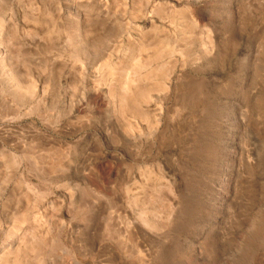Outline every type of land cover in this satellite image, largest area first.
I'll return each instance as SVG.
<instances>
[{
  "label": "rangeland",
  "instance_id": "374dc122",
  "mask_svg": "<svg viewBox=\"0 0 264 264\" xmlns=\"http://www.w3.org/2000/svg\"><path fill=\"white\" fill-rule=\"evenodd\" d=\"M0 264H264V0H0Z\"/></svg>",
  "mask_w": 264,
  "mask_h": 264
},
{
  "label": "bare ground",
  "instance_id": "6f19581e",
  "mask_svg": "<svg viewBox=\"0 0 264 264\" xmlns=\"http://www.w3.org/2000/svg\"><path fill=\"white\" fill-rule=\"evenodd\" d=\"M151 6H152V4H151ZM150 9H151V7H150ZM150 9H149V10H150ZM149 14H150V13H149ZM124 84H125V83H124ZM126 91H127V90H126Z\"/></svg>",
  "mask_w": 264,
  "mask_h": 264
}]
</instances>
